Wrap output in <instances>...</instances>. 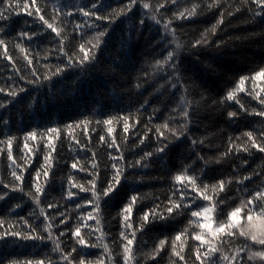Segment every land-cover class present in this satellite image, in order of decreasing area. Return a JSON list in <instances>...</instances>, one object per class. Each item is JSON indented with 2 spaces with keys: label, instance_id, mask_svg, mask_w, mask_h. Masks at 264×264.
Wrapping results in <instances>:
<instances>
[{
  "label": "snow or ice",
  "instance_id": "6c2138e0",
  "mask_svg": "<svg viewBox=\"0 0 264 264\" xmlns=\"http://www.w3.org/2000/svg\"><path fill=\"white\" fill-rule=\"evenodd\" d=\"M187 2L122 0L118 8H112L107 0H56L49 14L48 4L41 5L38 0H0V56L17 74L0 84V110H4L0 115V159L7 160V177L0 172V201L7 205L0 215V264H160L165 253L170 264H188L189 253L193 264H264V161L243 174L245 166H251L250 159L264 155V60L248 74L234 79L224 96L213 101L218 107L234 109L226 112L230 126L247 117L260 118V126L239 135H228L224 151L207 158L198 149L202 150L208 137L193 134V126L201 122V107L207 98L199 93L200 98L196 99L195 85L186 83L188 78L181 68L182 54L187 49L226 46L228 41L216 37L222 26L237 15L258 30L245 37H229V40L259 38L264 41V0H191L190 6L181 9L180 5ZM207 13H218L214 15V23L199 32L197 38L185 41L176 22L191 21ZM16 18H24V23L12 35ZM27 18L32 19V25ZM125 21L129 23L116 35L115 25ZM146 21L156 26V38L147 45L151 58H146L141 65L132 87L140 96L145 84L155 83L149 95L162 98V107H153L143 135L137 133L136 142L130 148V131L140 124L139 113L149 104V98H143L142 103L137 100L139 107L135 112H120L103 120L85 117L64 125L33 128L24 133L22 141L12 134L10 109L21 103L22 95L27 98L26 107L31 109L38 104L39 89L44 85L49 87L44 97L48 102L57 99V84L66 83L82 92L96 74L124 81L128 52L133 40L140 38ZM33 26L42 31L26 30ZM44 32L53 37L49 41L51 47L34 52L31 42ZM151 34L150 29L145 39L149 40ZM25 42L29 47H25ZM9 45L19 51L23 67L9 54ZM113 45L118 46L117 55L110 50ZM53 54L55 64L49 62ZM246 82L250 87H245ZM107 95L109 99L116 98V85ZM94 96H100L99 90ZM242 99H247L249 105L254 102L255 106H246ZM95 103L99 114H104L107 105L103 99H96ZM132 106L130 96L129 107ZM153 119L160 122L153 123ZM93 124H102L104 128L97 131L96 127H90ZM118 128L123 134L122 143L118 142ZM75 129L80 132L76 133ZM65 130L69 148L76 154L70 164L63 162L70 171L66 192L65 178L61 177V199L74 205L78 213L74 223L61 199L52 197L46 206L44 203L54 187L56 170L61 166L58 142L62 141ZM92 132H96L99 144L107 152L103 169L97 152L88 147ZM77 135L83 136L85 143ZM153 137L155 147L145 151L144 147H148L145 142L151 144ZM30 142L36 143L30 146ZM176 143L187 144L189 155L185 161L192 160V163L182 161L177 166L170 158L166 159ZM14 145L19 155H14ZM85 149L91 151V158L82 161L79 153ZM126 151L132 160L126 159ZM242 154H247V158H242ZM153 161L168 176V194L160 203H155L158 197H154L152 207L143 209L137 216L138 206L142 207L151 195L136 192V186L144 182L138 173L152 167ZM225 161L230 162L231 171L209 180V166ZM72 170L86 173L88 178L81 182ZM254 180L258 182L253 183ZM126 188L134 194L128 195ZM232 192L234 195H229ZM16 193L21 195L17 198ZM81 193L90 195L85 198ZM14 199L18 202L11 203ZM29 202L27 215H19L17 210L23 211ZM111 207L119 208L117 236L104 230V210ZM182 219L186 223L178 230L173 228L174 235L154 236L151 247L139 238L149 227L168 228ZM66 235L72 241L70 250L63 240ZM49 243L50 250L39 259L20 258L7 251L20 246L47 247ZM91 249H99V254L93 256Z\"/></svg>",
  "mask_w": 264,
  "mask_h": 264
},
{
  "label": "trees",
  "instance_id": "16d2710c",
  "mask_svg": "<svg viewBox=\"0 0 264 264\" xmlns=\"http://www.w3.org/2000/svg\"><path fill=\"white\" fill-rule=\"evenodd\" d=\"M56 0H38V3L41 5L48 4L47 13H51V4L55 3ZM76 2V0H74ZM122 0H107V3L111 5L112 8H118L121 5ZM191 0H188L187 3H182L180 5L181 9L190 6ZM175 11V9H172ZM170 15L171 13H167ZM214 15L218 16V13H207L201 14L191 21H177L179 24L180 32L182 33V38L185 41H191L198 37L199 32L203 31L204 28L209 27L211 23H214ZM136 19H139L138 13ZM244 17L237 15L235 18L231 19L229 23H226L222 26L221 31L218 33L217 37L221 40H226L228 43L226 46L216 49L212 48H196V49H187L182 54V64L181 68L183 70V75L187 77L186 83L194 84L193 93L195 94L196 99L200 98L199 93L207 98V103L201 107V122L193 126V134L196 137H208V142L203 146L200 151V155L207 157H216L220 152H223L226 147V138L228 135H239L240 132L252 130L253 126H260V118L253 119L252 117H247L246 119H238L235 124L229 125L226 119V112L228 110L234 109H225L218 107L213 104V101L219 100L226 91L233 86L234 79H238L239 75L248 74L250 70L255 69L257 65L264 60V41H261L259 38L253 39H241V40H229V37L235 38L237 36L245 37L249 33L255 32L258 29L245 24ZM28 24L32 25L33 21L31 18H27ZM24 23V18H16L12 27L10 34L14 35L17 30H19ZM129 22L125 21L124 23L117 22L115 25V33L119 35L121 28H124ZM151 29V37L149 40H146L145 37L149 36V30ZM29 31H42L37 26H33ZM54 35V34H53ZM52 35H49L48 32H44V35L39 39H34L31 42L30 47L32 50L39 51L45 47H51L49 41L52 40ZM156 38V26L153 25L151 21L145 22V27L143 32L140 35L138 40H133L132 49L128 52L129 60L124 63V77L125 80L121 81L119 78L112 79L110 77H105L100 74H96L92 82L84 88L82 92L73 90L72 86L69 84H57L56 88L58 89L56 96L57 99H52L48 102L45 101L44 97L49 92L48 85H44L39 89V102L33 108L28 109L26 107L27 98L22 95L21 103L14 104L11 106L10 115L12 117V126L11 132L19 137H22L25 132L32 130L33 128L43 129L46 125L52 126L53 124L64 125L73 121H79L88 117L95 120H103L107 118L108 115H117L120 112L127 113L129 111L135 112V109L139 107V103H136L139 100L143 102V98H149V104L145 105V109L141 110L139 113L140 124L136 125L134 129L130 131L129 134V144L128 147H131L133 142H136V134L143 135L144 125L147 123V117L152 114L153 107H162L160 100L162 98L156 96H150L149 94L153 92L155 88V83H147L144 85L143 91L140 96H137L136 90L132 87L135 83L133 79L137 74L141 65L144 63L146 58H151V53L147 51V45L151 39ZM39 45V47H37ZM25 47H29L28 43L25 42ZM116 47L113 45L110 50L113 55H117ZM9 54L17 60L18 66L23 67V63L20 58V53L18 50L13 49L9 45ZM44 61H41L43 63ZM49 62L55 64L56 57L53 54L50 57ZM39 67V65H37ZM131 74L130 76L128 74ZM12 70L11 64L6 61L2 56H0V84L5 83L6 79L9 76H16ZM163 81H161L162 83ZM260 82H257L259 84ZM113 85H116V92L118 95L115 99H109L108 93L113 91ZM29 88H35L36 86H28ZM245 87H250L249 83L246 82ZM99 90L100 96H94L95 93ZM35 94V93H33ZM132 98V107H129V97ZM102 98L104 103L107 105L105 108L104 114H99L97 105L95 103L96 99ZM242 102L246 106L254 107L255 103L253 102L249 105L247 99H242ZM232 103V102H229ZM23 105V106H22ZM238 108V106H236ZM4 114V110H0V115ZM166 114V113H165ZM159 120L153 119V123H159ZM90 127H96L97 131H102L104 126L101 124L96 126L95 124ZM221 130H223L221 134ZM76 133L80 132V129H75ZM122 131L118 128L117 136L118 142L122 143ZM2 138V136H0ZM77 139L81 143H85V138L83 136L77 135ZM99 137L96 132L91 133V140L88 147L91 151L97 152L98 160L101 163V168H104L105 163L107 162V152L104 150V146L99 144ZM36 142H30V146ZM74 145V142H72ZM148 147H144L145 151L151 150L155 147V138L153 137V142L149 144L148 141L145 142ZM60 148V158L61 166L56 170L55 183L53 189L50 190V195L47 197V200L44 201L45 206L47 201H50L52 197H57L61 199V177H64V191L66 192V177L69 174L70 168L64 167L63 162H71L72 157L76 154V151L69 148V138L67 136V130H65V135L62 138L61 142H58ZM143 147V146H142ZM91 151L85 149L80 151V158L82 161L88 160L91 158ZM14 155H19L14 145ZM126 159L132 160L133 157L127 151L125 152ZM189 155L187 152V144L185 143H176L172 146L169 157L166 159H171L173 164L179 166V164L184 161L187 163H192V160L185 161V158ZM242 158H247V154H242ZM59 159V158H58ZM194 159V158H193ZM262 161H264V155H255L250 159V167L245 166L246 171L243 174L251 171L252 168H255ZM229 161H225L223 164L210 165L207 170V178L209 180H214L220 178L221 173H228L231 171L229 166ZM239 164L240 161H235ZM7 160L6 157L0 159V172L7 177L6 169ZM176 171V168H173V172ZM76 179L84 182L88 177L86 173L78 172L77 170H72ZM138 175L144 177V182L136 186V192H139L142 195H148L143 202V206H138L135 215H139L143 209L151 208L153 205V198L158 197L155 200V203H160L165 200L168 189L170 187L168 176L166 173L160 170L157 162L153 161L152 167L149 169L141 170ZM157 177H163V179H156ZM258 181H253L257 183ZM251 187V184H249ZM128 195L134 194L130 188H126ZM17 198L21 195L19 193L14 194ZM81 196H89L90 194H80ZM229 195H234V192L229 193ZM18 202L17 199L11 201V203ZM77 202H82L77 200ZM61 203L65 205V208L68 209L69 214L73 223L75 222L76 216L78 213L75 211V207L70 202L63 201ZM122 206V205H121ZM7 205L4 202L0 201V215L4 214V209ZM30 202L27 206L24 207L23 211L17 210L19 215H27L30 210ZM62 208L61 210H65ZM51 211V210H49ZM119 211L118 207L105 208L104 218H105V232L109 233L111 236H117L120 224L117 213ZM15 218V217H13ZM186 223V220H181L180 223L164 228L160 225L155 227H149L146 229L144 234L140 236V240L147 241V246L151 247L153 243V237L161 233L167 235H174L173 228L178 230ZM63 240L66 243L67 250H70L72 246V241L69 240L66 235ZM94 240V238H93ZM51 248L49 243L47 247L32 248V247H12L8 248L7 251L16 255L20 258H42L44 252H48ZM147 250V248L145 249ZM91 254L93 256L99 254V249H91ZM160 264H170L167 253L160 258ZM188 264H193L192 254L189 253Z\"/></svg>",
  "mask_w": 264,
  "mask_h": 264
}]
</instances>
